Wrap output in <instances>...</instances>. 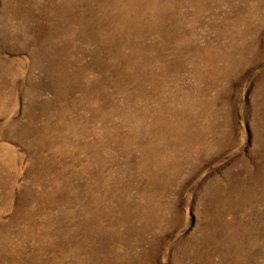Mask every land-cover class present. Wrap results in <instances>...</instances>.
I'll return each instance as SVG.
<instances>
[{"label":"rangeland","instance_id":"374dc122","mask_svg":"<svg viewBox=\"0 0 264 264\" xmlns=\"http://www.w3.org/2000/svg\"><path fill=\"white\" fill-rule=\"evenodd\" d=\"M0 264H264V0H0Z\"/></svg>","mask_w":264,"mask_h":264}]
</instances>
